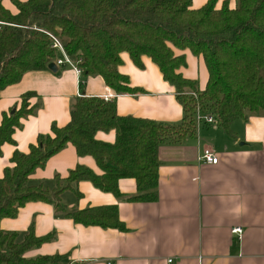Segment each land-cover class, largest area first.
Masks as SVG:
<instances>
[{
    "label": "trees",
    "instance_id": "obj_1",
    "mask_svg": "<svg viewBox=\"0 0 264 264\" xmlns=\"http://www.w3.org/2000/svg\"><path fill=\"white\" fill-rule=\"evenodd\" d=\"M12 14L0 2V90L16 83L29 70L47 68L56 56L50 34L58 37L73 60H80L84 78L100 75L115 93H134L129 79L118 70L121 54L143 67L142 56L155 63L165 81L175 89L183 108L177 124L137 118L116 113L114 99L77 96L70 105V120L64 126L51 125V134L39 135L26 153L15 150L12 166L0 177V220L16 216L30 201H45L84 225L124 229L117 206L69 210L60 194L80 180L127 201L152 202L158 198V148L163 143H180L194 132L195 90L203 111L214 114L217 124L231 134L237 118H247L264 108V0H208L191 8V0H12ZM189 49L201 55L208 71L203 90L184 78L177 69L185 56L173 49ZM33 93L21 97V105L0 117V153L4 143H13L12 135L21 118L33 114L29 106ZM115 132L112 143L97 140L98 131ZM71 143L79 156L91 155L101 174L77 165L65 178L55 176L49 189L31 184L36 168ZM133 178L136 193L119 192L118 181ZM18 233L0 229V264H62L64 255L26 258L24 253L52 238L36 236L30 228L18 241Z\"/></svg>",
    "mask_w": 264,
    "mask_h": 264
},
{
    "label": "crops",
    "instance_id": "obj_2",
    "mask_svg": "<svg viewBox=\"0 0 264 264\" xmlns=\"http://www.w3.org/2000/svg\"><path fill=\"white\" fill-rule=\"evenodd\" d=\"M21 2L25 0H19ZM208 0H191L199 8ZM12 14L17 8L12 0H0ZM222 0H216L219 7ZM236 0H229L231 7ZM185 56V65L177 72L197 83L203 90L208 71L201 55L189 49H173ZM120 73L134 93H115L100 75L84 78L82 88L77 75L68 66L26 71L16 83L0 90V117L18 109L21 97L33 93L29 106L33 114L20 120L13 143H4L0 153V177L13 165L15 150L26 153L39 135L51 134V125L64 126L70 120V105L80 91L82 96L113 95L116 113L167 124L183 118V108L175 89L162 77L158 66L142 56L137 67L127 53L121 54ZM231 134L215 124H196L194 132L180 143H163L158 148V198L152 202L127 201L96 188L88 180L60 194L69 210H82L115 204L124 229L84 225L75 222L45 201H30L19 208L16 216L0 220V229L18 233L17 240L31 228L36 236L52 238L24 253L26 258L64 255L62 264H264V108L237 118L230 125ZM97 140L112 143L115 132L98 131ZM206 148L217 156L216 164L198 161ZM77 165L97 174L102 170L91 155L79 156L67 143L50 156L30 176V183L49 189L55 176L65 178ZM118 189L123 195L136 193L133 178H122ZM241 228L240 237L231 230Z\"/></svg>",
    "mask_w": 264,
    "mask_h": 264
},
{
    "label": "built area",
    "instance_id": "obj_3",
    "mask_svg": "<svg viewBox=\"0 0 264 264\" xmlns=\"http://www.w3.org/2000/svg\"><path fill=\"white\" fill-rule=\"evenodd\" d=\"M50 39H51V47L55 50L56 56L53 60L55 65L57 66H68L74 70V72L77 75V84L79 85L82 82V68L79 65L80 60H73L72 58L69 57L67 52L65 51L63 44L61 40L50 34ZM198 93L195 90H191L188 92V95L194 97L196 99V106H195V122L197 125L200 123H208V124H216L217 120L211 112H205L203 111L201 105L198 102ZM77 96H82L80 91L77 92ZM105 100H111L113 98V95L111 93H107L103 96ZM198 161L202 163H207V164H216L218 161V158L216 154L209 148H206L202 151L201 154L198 156ZM233 233L238 234V237H240L241 234V228L235 227L231 230ZM172 258L167 259V264H170L172 262Z\"/></svg>",
    "mask_w": 264,
    "mask_h": 264
},
{
    "label": "water",
    "instance_id": "obj_4",
    "mask_svg": "<svg viewBox=\"0 0 264 264\" xmlns=\"http://www.w3.org/2000/svg\"><path fill=\"white\" fill-rule=\"evenodd\" d=\"M56 65H55V63L52 61V62H50L49 64H48V68L50 69V70H52V71H55L56 70V67H55ZM14 111V109H12L11 110V112H13Z\"/></svg>",
    "mask_w": 264,
    "mask_h": 264
}]
</instances>
